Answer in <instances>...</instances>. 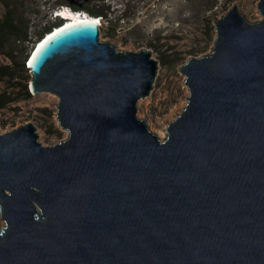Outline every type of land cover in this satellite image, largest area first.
I'll return each mask as SVG.
<instances>
[{
    "label": "water",
    "instance_id": "water-1",
    "mask_svg": "<svg viewBox=\"0 0 264 264\" xmlns=\"http://www.w3.org/2000/svg\"><path fill=\"white\" fill-rule=\"evenodd\" d=\"M258 8L251 22L232 6L213 50L181 67L190 95L164 139L138 116L151 51L101 41L99 18L45 35L30 90L58 97L69 136L45 145L32 123L0 133V264H264Z\"/></svg>",
    "mask_w": 264,
    "mask_h": 264
},
{
    "label": "rangeland",
    "instance_id": "rangeland-1",
    "mask_svg": "<svg viewBox=\"0 0 264 264\" xmlns=\"http://www.w3.org/2000/svg\"><path fill=\"white\" fill-rule=\"evenodd\" d=\"M5 1L18 2L20 11L30 21L33 34L54 21L52 10L60 4V0H0V16L7 10ZM259 2L89 0L90 6L108 13V18L100 19L101 41L110 42L121 50H149L158 61L153 89L147 97L139 100L138 116L147 119L153 132L159 135L166 132V137L169 123L183 112L190 95L181 67L190 57L204 56L213 50L216 39L215 20L235 4L249 21L261 20L263 17L258 8ZM8 63L10 61L0 55V64ZM14 73L18 74L14 80L0 75V94H12L16 100L0 109V133L32 123L36 127L39 141L45 145H53L68 138L69 132L60 126L56 117L58 97L51 93H40L25 99L21 86L28 84L30 87L31 71Z\"/></svg>",
    "mask_w": 264,
    "mask_h": 264
},
{
    "label": "trees",
    "instance_id": "trees-1",
    "mask_svg": "<svg viewBox=\"0 0 264 264\" xmlns=\"http://www.w3.org/2000/svg\"><path fill=\"white\" fill-rule=\"evenodd\" d=\"M60 0V4L52 10L51 17L54 20L52 23L46 24L38 33L33 34L31 31L30 21L25 18L24 14L19 9L17 1H5L7 10L0 16V55H3L10 61L8 64H0V75L16 79L18 74L15 71H29L27 66L28 58L36 46V44L54 28L64 23V20L54 15L57 9L62 7H70L75 12H85L91 17L108 18V13L98 10L90 6L89 1L83 6H79L76 0ZM49 22V21H48ZM212 36V34H211ZM22 58V60H19ZM21 90L25 99L32 97V92L28 84L21 86ZM12 94H0V109L6 108L10 103L15 102Z\"/></svg>",
    "mask_w": 264,
    "mask_h": 264
},
{
    "label": "clouds",
    "instance_id": "clouds-1",
    "mask_svg": "<svg viewBox=\"0 0 264 264\" xmlns=\"http://www.w3.org/2000/svg\"><path fill=\"white\" fill-rule=\"evenodd\" d=\"M64 9V10H63ZM56 12H61V13H59V14H56ZM65 12H68V13H71L72 12V10H71V8L70 7H62V8H60V9H57L55 12H54V15L55 16H58V17H60V18H62L63 20H65V21H67V20H71V19H65V18H63L64 16V13ZM74 12V14H72V17H74V15H75V13H77V12H75V11H73ZM63 16V17H62ZM99 20V19H98ZM29 62H30V60L27 62V66H28V68L30 69V67H29Z\"/></svg>",
    "mask_w": 264,
    "mask_h": 264
},
{
    "label": "bare ground",
    "instance_id": "bare-ground-1",
    "mask_svg": "<svg viewBox=\"0 0 264 264\" xmlns=\"http://www.w3.org/2000/svg\"><path fill=\"white\" fill-rule=\"evenodd\" d=\"M65 18H67V19H71V20H67V23H70V22H72V21H77L78 20V18H80V19H83V18H81V17H72V14L71 13H68V12H65L64 13V15H63ZM90 18H95V17H91V16H87V17H85V19H90ZM95 19H98V18H95ZM101 18H99V22H100V25H101V20H100ZM160 135L162 136V137H166V132H161L160 133Z\"/></svg>",
    "mask_w": 264,
    "mask_h": 264
},
{
    "label": "built area",
    "instance_id": "built-area-1",
    "mask_svg": "<svg viewBox=\"0 0 264 264\" xmlns=\"http://www.w3.org/2000/svg\"><path fill=\"white\" fill-rule=\"evenodd\" d=\"M59 13H61V12H56V14H59ZM78 16L83 18V19H85V17H87L89 15L87 13H85V12H77V13H75L74 17H78ZM78 20H82V19L78 18Z\"/></svg>",
    "mask_w": 264,
    "mask_h": 264
}]
</instances>
